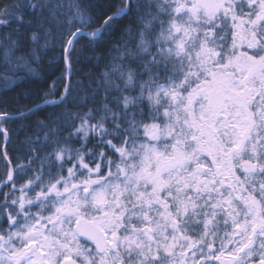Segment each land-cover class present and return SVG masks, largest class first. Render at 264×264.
Wrapping results in <instances>:
<instances>
[{
    "label": "snow or ice",
    "instance_id": "obj_1",
    "mask_svg": "<svg viewBox=\"0 0 264 264\" xmlns=\"http://www.w3.org/2000/svg\"><path fill=\"white\" fill-rule=\"evenodd\" d=\"M0 264H264V0H0Z\"/></svg>",
    "mask_w": 264,
    "mask_h": 264
},
{
    "label": "trees",
    "instance_id": "obj_2",
    "mask_svg": "<svg viewBox=\"0 0 264 264\" xmlns=\"http://www.w3.org/2000/svg\"><path fill=\"white\" fill-rule=\"evenodd\" d=\"M44 72H48L49 74H51V70L49 69L48 65H44ZM41 82H42V79H43V72L41 73Z\"/></svg>",
    "mask_w": 264,
    "mask_h": 264
}]
</instances>
